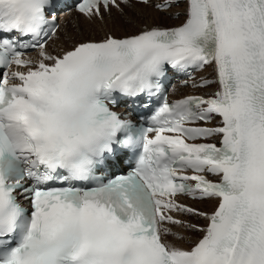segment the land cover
Listing matches in <instances>:
<instances>
[{"label": "snow or ice", "instance_id": "snow-or-ice-1", "mask_svg": "<svg viewBox=\"0 0 264 264\" xmlns=\"http://www.w3.org/2000/svg\"><path fill=\"white\" fill-rule=\"evenodd\" d=\"M0 264H264V0H0Z\"/></svg>", "mask_w": 264, "mask_h": 264}, {"label": "bare ground", "instance_id": "bare-ground-1", "mask_svg": "<svg viewBox=\"0 0 264 264\" xmlns=\"http://www.w3.org/2000/svg\"><path fill=\"white\" fill-rule=\"evenodd\" d=\"M144 13L146 15H148L147 18L145 19L148 23H161L159 21H160L161 17L163 16V14H161L162 12H159V11L154 10V9H146V10H144ZM170 19H172V18H170ZM170 19L167 20V21H169V23H173L171 25H175V24L180 23V20L172 19L173 20L172 21ZM74 21H77L76 22L77 23V27H82L83 26L82 24L83 23L85 24V22L83 21L82 17H79L78 14H72L71 16L66 18L65 21L62 23V26H61L62 29H65V32H71V33L75 34L76 26H75V28H73L70 25V23L74 24ZM110 27H111V25H110ZM82 28L85 30V34L86 35L88 33H89V35L92 34V30L89 29V27L86 24ZM209 72H210V70H209ZM203 91H206V90H203ZM204 203H206V207L203 206ZM193 204L196 205L195 207H198V208H201V209H204V210H211V207H212V204L210 202H193ZM198 223L202 225L204 223V221L200 220V222H198ZM188 235L189 236H194L195 234L193 235V233L192 234L188 233Z\"/></svg>", "mask_w": 264, "mask_h": 264}, {"label": "rangeland", "instance_id": "rangeland-1", "mask_svg": "<svg viewBox=\"0 0 264 264\" xmlns=\"http://www.w3.org/2000/svg\"><path fill=\"white\" fill-rule=\"evenodd\" d=\"M161 14H163V16L161 17V19H160V21L159 22H161V24H165V25H171V24H173V23H169V21H167V20H169L170 18H172V16L169 14V15H166V14H164V13H161ZM147 16L148 15H146L145 13L143 14V18H142V20H145L146 18H147ZM173 19V18H172ZM172 19H170V20H172ZM173 21V20H172ZM77 21H74V24H72V23H70V25L73 27V28H75V26H76V28H77V23H76ZM143 22V21H142ZM176 22V21H175ZM83 26H85V24L83 23L82 24ZM82 26V27H83ZM64 31H65V29H64ZM87 35H89V33L87 34ZM203 206H205L206 207V203H204L203 204ZM193 222H195V223H198V222H200V220H193ZM190 234H192V233H190ZM194 235V234H193Z\"/></svg>", "mask_w": 264, "mask_h": 264}]
</instances>
